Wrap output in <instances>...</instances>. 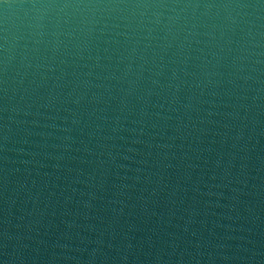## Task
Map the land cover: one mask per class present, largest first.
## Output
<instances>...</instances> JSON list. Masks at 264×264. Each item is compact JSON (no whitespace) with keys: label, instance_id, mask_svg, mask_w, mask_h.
<instances>
[{"label":"water","instance_id":"water-1","mask_svg":"<svg viewBox=\"0 0 264 264\" xmlns=\"http://www.w3.org/2000/svg\"><path fill=\"white\" fill-rule=\"evenodd\" d=\"M0 264H264V0H0Z\"/></svg>","mask_w":264,"mask_h":264}]
</instances>
